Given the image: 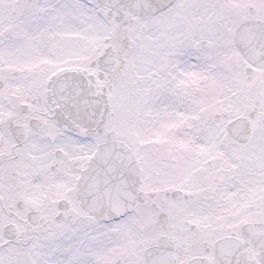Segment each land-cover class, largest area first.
<instances>
[{"label": "snow or ice", "instance_id": "6c2138e0", "mask_svg": "<svg viewBox=\"0 0 264 264\" xmlns=\"http://www.w3.org/2000/svg\"><path fill=\"white\" fill-rule=\"evenodd\" d=\"M0 264H264V0H0Z\"/></svg>", "mask_w": 264, "mask_h": 264}]
</instances>
